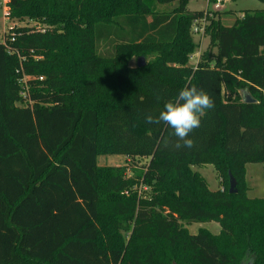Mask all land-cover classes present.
<instances>
[{"label":"trees","instance_id":"16d2710c","mask_svg":"<svg viewBox=\"0 0 264 264\" xmlns=\"http://www.w3.org/2000/svg\"><path fill=\"white\" fill-rule=\"evenodd\" d=\"M188 4L7 0L6 18L23 25L0 41V264H159L153 240L186 264H236L243 250L264 263V196L245 183L247 163L264 166V10L229 26L210 19L209 48L192 66L205 12ZM141 56L150 62L130 66ZM185 85L214 108L190 134L194 146L177 149L170 127L145 118ZM115 154L148 159L146 170L127 178L125 166L98 164ZM204 164L229 186L232 173L238 192L210 190L193 170ZM212 221L220 237L183 225Z\"/></svg>","mask_w":264,"mask_h":264},{"label":"rangeland","instance_id":"374dc122","mask_svg":"<svg viewBox=\"0 0 264 264\" xmlns=\"http://www.w3.org/2000/svg\"><path fill=\"white\" fill-rule=\"evenodd\" d=\"M6 2L7 0H0V41L4 38V33L10 32L12 27L21 24L17 20H11L6 18ZM161 6L162 8H167ZM8 9V7H7ZM188 9L190 12L204 11L205 15L202 24L203 27L208 24L209 20H220L222 25H232L236 19L241 18L247 12L262 11L264 10V0H189ZM36 24V23H35ZM195 34V40L200 43L199 50L194 53L190 58V64L192 66L198 65L202 54L209 48L210 37L205 35V31ZM138 58H132L130 66H135ZM150 58L145 57L146 64L150 62ZM238 95V93L236 92ZM241 96V94L239 93ZM225 96L230 98L228 92H225ZM232 98V97H231ZM258 103V102H257ZM256 103V104H257ZM264 105H259L261 109H264ZM148 159H130L124 155H100L98 156V164L100 166H125L126 177L133 178L136 175L142 174L146 170ZM193 170L199 172L205 179L210 190L217 191L218 189H224L226 186L229 188L228 182L223 175H219L212 164H204L202 166H193ZM245 183L248 186V196L251 198H262L264 196V166L261 162H250L245 165ZM222 176V177H221ZM134 189L137 190L138 195L145 197L150 193V188L144 185H136ZM105 221H111L108 218ZM184 227L189 233H197L200 229H206L212 232L217 237L221 235V226L218 222H199L188 224L183 222ZM261 246L257 250V254L264 257V239H260ZM128 245V238L125 240V249ZM149 247L153 249L156 262L159 264H186L182 260L184 253L177 248H171L164 242L159 240L148 241ZM146 242H144L145 244ZM224 243L221 244L223 248ZM230 250H235L234 247L229 246ZM245 250L239 253V260L236 264H249L251 262L252 255ZM264 264V263H262Z\"/></svg>","mask_w":264,"mask_h":264},{"label":"clouds","instance_id":"9594fccd","mask_svg":"<svg viewBox=\"0 0 264 264\" xmlns=\"http://www.w3.org/2000/svg\"><path fill=\"white\" fill-rule=\"evenodd\" d=\"M213 108L214 100L204 89L185 85L175 100H169L164 104L158 116L149 114L145 119L148 124L163 123L170 127L171 135L177 138L175 145L177 149H191L194 146V140L190 138V134L200 127L201 118L206 110Z\"/></svg>","mask_w":264,"mask_h":264},{"label":"water","instance_id":"95a60500","mask_svg":"<svg viewBox=\"0 0 264 264\" xmlns=\"http://www.w3.org/2000/svg\"><path fill=\"white\" fill-rule=\"evenodd\" d=\"M137 65L138 66H145L146 65L145 57H143V56L139 57L137 59ZM242 98H243V101L245 103H255L256 102V99L252 97L251 93L248 90L242 91ZM229 192L231 194H236L238 192L237 181H236L235 177L232 175V173H230Z\"/></svg>","mask_w":264,"mask_h":264},{"label":"built area","instance_id":"2783aa9c","mask_svg":"<svg viewBox=\"0 0 264 264\" xmlns=\"http://www.w3.org/2000/svg\"><path fill=\"white\" fill-rule=\"evenodd\" d=\"M7 7H6V13H7ZM203 18H205V17H203ZM203 18L202 19H200V20H197L196 22H195V24H194V27H193V31L194 32H196V33H199L200 31L201 32H203V31H205V26H199L200 24H202V22H203ZM9 19V18H8ZM21 25H23V23H21V24H19V25H15V26H13L12 28H14V27H17V26H21ZM12 30V29H11ZM12 41H14V38H12ZM1 42L2 43H4V44H6V39L5 38H3V39H1ZM31 77H29V76H25V78H24V82L26 83V80H28V79H30ZM42 78V77H41ZM23 95L24 96H26V92H23Z\"/></svg>","mask_w":264,"mask_h":264},{"label":"crops","instance_id":"0c3cea01","mask_svg":"<svg viewBox=\"0 0 264 264\" xmlns=\"http://www.w3.org/2000/svg\"><path fill=\"white\" fill-rule=\"evenodd\" d=\"M196 66V65H195ZM128 158V157H127Z\"/></svg>","mask_w":264,"mask_h":264}]
</instances>
